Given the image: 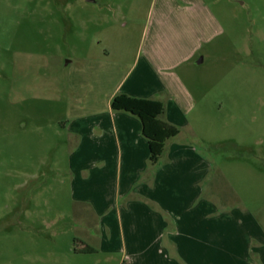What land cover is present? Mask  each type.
Masks as SVG:
<instances>
[{
	"label": "rangeland",
	"instance_id": "374dc122",
	"mask_svg": "<svg viewBox=\"0 0 264 264\" xmlns=\"http://www.w3.org/2000/svg\"><path fill=\"white\" fill-rule=\"evenodd\" d=\"M190 48L172 72L213 166L214 222L260 233L234 264H264V0H0V264H120L74 206L68 122L105 106L130 64L152 87L157 62Z\"/></svg>",
	"mask_w": 264,
	"mask_h": 264
},
{
	"label": "crops",
	"instance_id": "0c3cea01",
	"mask_svg": "<svg viewBox=\"0 0 264 264\" xmlns=\"http://www.w3.org/2000/svg\"><path fill=\"white\" fill-rule=\"evenodd\" d=\"M195 51L186 49L171 64L157 62L152 87L139 84L144 77L135 75L130 64L129 83L118 84L105 106L68 122L76 138L68 157L72 199L85 203L93 215L99 250L121 252L120 264H234L239 255L258 251L260 233L252 230L246 240L244 232L230 231L227 214L214 222L213 166L194 145V128L186 118L193 108L191 93L172 72ZM149 65L144 59L141 75L149 73ZM164 71L174 74V82L164 81ZM120 93L160 100V118L178 128L157 162L149 160L140 119L111 107ZM182 130L186 137H180Z\"/></svg>",
	"mask_w": 264,
	"mask_h": 264
},
{
	"label": "trees",
	"instance_id": "16d2710c",
	"mask_svg": "<svg viewBox=\"0 0 264 264\" xmlns=\"http://www.w3.org/2000/svg\"><path fill=\"white\" fill-rule=\"evenodd\" d=\"M111 107L116 110L127 111L140 119L142 134L148 142L151 163L157 162L161 156L165 141L179 132L176 126L160 118L164 110V105L160 100L133 97L120 93L112 98ZM76 205L86 206L85 203L79 202H76L74 206L76 207Z\"/></svg>",
	"mask_w": 264,
	"mask_h": 264
},
{
	"label": "water",
	"instance_id": "95a60500",
	"mask_svg": "<svg viewBox=\"0 0 264 264\" xmlns=\"http://www.w3.org/2000/svg\"><path fill=\"white\" fill-rule=\"evenodd\" d=\"M200 61H201V59L198 62H200Z\"/></svg>",
	"mask_w": 264,
	"mask_h": 264
}]
</instances>
